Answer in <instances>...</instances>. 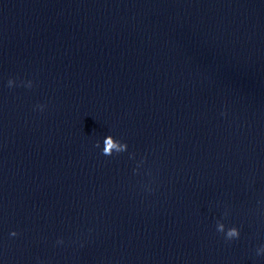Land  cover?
<instances>
[{"label":"clouds","instance_id":"clouds-1","mask_svg":"<svg viewBox=\"0 0 264 264\" xmlns=\"http://www.w3.org/2000/svg\"><path fill=\"white\" fill-rule=\"evenodd\" d=\"M8 83H9V86L11 87L13 84V81L9 80ZM29 86H31V84H29ZM99 146H100V143L97 142L96 147H99ZM126 150H127V144L122 143L119 140L114 139L112 135L106 136L103 140V149H102L103 155L111 156L114 152L121 153V152H124ZM217 231L224 232L225 231V225L222 223H218ZM11 235L15 236V235H17V233L12 232ZM226 236L228 239L238 237L239 231L235 227L229 228L226 232Z\"/></svg>","mask_w":264,"mask_h":264}]
</instances>
